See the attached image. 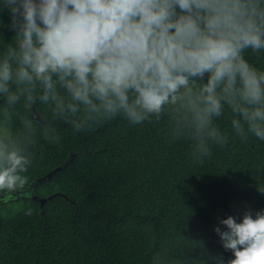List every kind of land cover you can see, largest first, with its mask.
Instances as JSON below:
<instances>
[{
  "label": "trees",
  "instance_id": "16d2710c",
  "mask_svg": "<svg viewBox=\"0 0 264 264\" xmlns=\"http://www.w3.org/2000/svg\"><path fill=\"white\" fill-rule=\"evenodd\" d=\"M56 168L0 264H264V0H0V194Z\"/></svg>",
  "mask_w": 264,
  "mask_h": 264
},
{
  "label": "water",
  "instance_id": "95a60500",
  "mask_svg": "<svg viewBox=\"0 0 264 264\" xmlns=\"http://www.w3.org/2000/svg\"><path fill=\"white\" fill-rule=\"evenodd\" d=\"M36 118L39 121H44L42 119V117L40 116L39 113L35 112ZM63 168H56L54 170H52L50 173H48L47 175L39 178L38 180H35L31 183L30 187L27 190H19L16 192H11V193H7V194H0V205L3 204H8L10 202H17L20 200H25V199H30L33 201H38L41 203V206L43 208H45V206L47 205V203L57 197H64L67 200H70V198H68V196L64 193L61 192H57L53 195L50 196H38L36 194L38 188L40 186H42L44 183H46L47 181H49L50 179H52V177L58 173L59 171H62Z\"/></svg>",
  "mask_w": 264,
  "mask_h": 264
},
{
  "label": "rangeland",
  "instance_id": "374dc122",
  "mask_svg": "<svg viewBox=\"0 0 264 264\" xmlns=\"http://www.w3.org/2000/svg\"><path fill=\"white\" fill-rule=\"evenodd\" d=\"M223 214H224V210L219 209L216 214L214 224L212 227L213 231H218L225 226V222L223 220ZM253 233H254L253 228H251L248 224L244 222L238 223L233 231H231L228 235L219 239L218 242L225 244L244 242L248 240ZM259 243L264 244V238L260 239Z\"/></svg>",
  "mask_w": 264,
  "mask_h": 264
}]
</instances>
